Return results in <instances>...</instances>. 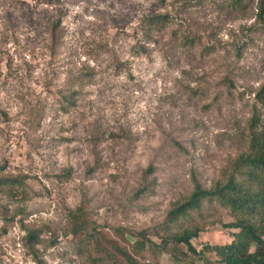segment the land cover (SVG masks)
Returning a JSON list of instances; mask_svg holds the SVG:
<instances>
[{
    "label": "rangeland",
    "instance_id": "374dc122",
    "mask_svg": "<svg viewBox=\"0 0 264 264\" xmlns=\"http://www.w3.org/2000/svg\"><path fill=\"white\" fill-rule=\"evenodd\" d=\"M264 0H0V264H214L237 216L204 191L241 180L264 84ZM57 24V44L51 29ZM83 206L88 226L69 213ZM21 209V213H16ZM79 228V229H78ZM201 230L196 252L165 232ZM28 230L39 233L34 250ZM157 233V234H156Z\"/></svg>",
    "mask_w": 264,
    "mask_h": 264
},
{
    "label": "trees",
    "instance_id": "16d2710c",
    "mask_svg": "<svg viewBox=\"0 0 264 264\" xmlns=\"http://www.w3.org/2000/svg\"><path fill=\"white\" fill-rule=\"evenodd\" d=\"M264 13V8H261ZM53 25L51 29L52 46L57 44V28ZM256 108L249 125V152L241 156L237 163V172L243 176L237 180L231 176L226 184L217 185L213 190L204 191L195 181L194 192L190 201L174 210L168 215V221H174L179 216L186 215L188 209L198 206L199 200L207 195L216 196L220 203L231 209L237 216L234 223L227 224L226 227L237 230L232 234V241L223 246H204V251L213 250L218 262L214 264H264V84L260 86L254 95ZM22 180L16 177L0 176V193L14 195L16 187L23 185ZM16 213H21L19 209ZM0 214L8 215V208L0 197ZM74 219L80 221L83 229L88 226L86 223L87 213L83 206H79L69 213ZM78 228V229H79ZM201 230L183 231L181 233H167L160 235L162 249L170 246L184 244L187 250L203 258L202 251L196 252L191 241L199 235ZM135 241L131 246L133 253L119 246L112 240L102 238L103 243L111 247L110 250L103 249L94 234L86 236L82 242L88 245L93 244V249L97 252L103 251L107 255H114L122 258L125 264H139L134 254H142L145 251V244L149 242L146 232H131ZM157 234V233H156ZM25 243L32 250L39 243L40 236L35 230H28L25 234Z\"/></svg>",
    "mask_w": 264,
    "mask_h": 264
}]
</instances>
